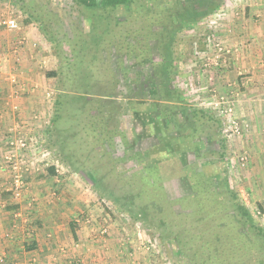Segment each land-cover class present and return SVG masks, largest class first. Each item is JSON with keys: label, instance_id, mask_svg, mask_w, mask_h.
<instances>
[{"label": "rangeland", "instance_id": "374dc122", "mask_svg": "<svg viewBox=\"0 0 264 264\" xmlns=\"http://www.w3.org/2000/svg\"><path fill=\"white\" fill-rule=\"evenodd\" d=\"M165 1L170 5L171 20L163 21V25H175L176 27V36L173 44L175 55L173 63L175 68H172L175 72L173 85H177L182 91L183 103L177 104L182 106V108H172L173 106L170 102L167 104L171 107L169 108L171 110L167 109L169 112L166 113L163 112L166 111V108H160L155 100L148 98L150 96L147 99H135V96L130 93L141 96V92L133 91L130 87L135 84L133 74L135 71H141L142 68L135 65L132 59L128 60V58L123 59L122 57L119 67L114 65L115 72H124L125 69H128V72L126 77H117L115 74L117 91L113 92V95L94 98L90 96L92 94L86 95L85 90H81L69 96L74 98L77 103H80L79 105L84 103L83 100L86 101L88 97H91L90 99H98L92 106L94 110L100 108L102 111H106V113L101 115L102 123H104L102 130L109 133V136L113 138V146L97 143L91 137L92 134L89 133L80 136L83 132L80 131V134L78 133L75 123L76 118L72 119L74 123L69 131L71 137L66 140L67 146L83 147V145L81 146V138L83 139L84 136L86 147H96L95 150L98 152L99 157L104 158L103 161L106 159L108 152H112L114 155L111 156L112 158H120L124 149H127L131 154L137 149L146 148V163L149 166L158 167L160 179L164 186V194L168 200L179 198L188 193L187 183H185L186 189L183 186V180L186 178L184 174L186 165H192L196 171L212 178L214 180L212 183L213 188L209 190H214L216 195H222L221 185L218 182L225 175L228 179L229 187L238 192L241 201L243 196L240 191L244 192L248 200L246 205L255 223L264 229V152L261 151L260 147H250L252 138L250 136V124L243 113L245 112L246 85L251 73H248L242 66L244 54L247 53L251 45L245 34L246 31L255 33L259 30L262 17L261 9H263L260 5L264 0H221L218 8L212 12L207 11L205 8L210 6L213 0H206V2L203 0L201 3H196V0ZM179 2L185 5L188 4V6L195 9L196 13H200L199 15L197 14L198 17L194 22H187L179 18L178 13L175 12L179 11L177 9ZM24 3L40 6L45 11V17L47 16V20L51 21L52 29L57 31V39L62 43L60 52L63 53L65 61L72 59L73 48L75 50L79 49L80 39L86 40L84 36L90 34L91 22L80 13V10L72 0H0V8L9 13L11 15L9 17L17 19L19 24H25V21H28L29 24L34 23L35 25L33 26L39 31L37 33H41V37L36 39L39 42L38 48L40 50L38 61L42 57L48 61V64L42 66V73L45 75L47 72L57 71L59 62L55 55L54 42L46 38L42 28H40L42 25L38 21L21 11ZM3 11L1 10L0 12ZM124 15L123 9L120 8L116 11L115 28L126 30V32L128 30L130 34H137L136 30L140 27L141 21H144L148 27L143 26V28H149L147 31H152L153 33L162 31L160 23L145 21V18L135 21L137 22L135 25H128L124 21ZM122 23H124V26ZM34 32L36 33V31ZM115 33L118 36L119 33ZM87 36L88 41L94 40L90 38L93 35ZM91 52L92 49L90 50ZM99 53V59L104 61L107 66H109V62L114 64V57L105 59L107 57L102 56L101 49ZM91 60H85L87 69L84 66L90 78L87 81L90 84L88 88L95 86L99 80L103 81L105 73L101 70L96 72ZM153 60L156 62L159 60L157 55L154 54ZM94 62L97 64V59ZM100 63L98 64L100 65ZM147 66L148 64L145 63L144 68H147ZM6 75L7 78L9 72ZM163 76V78H159L151 73L148 81L145 80L143 85L141 84L144 93L149 95L153 86L161 87L162 89V87L172 84L166 82L165 75ZM83 77L77 78L75 91L80 87L84 88L86 86V80ZM83 82L84 84H82ZM57 85V79L45 76V93H50L51 96L49 98L46 97L47 95L43 96L45 102L46 99L49 101L47 105H42L44 113L40 115V118H44V120L41 119L43 122L48 120L46 122L49 124V121L54 117L55 100L58 92ZM72 103L74 102L72 101ZM160 103L166 104L165 102ZM183 105L185 109H183ZM72 106L76 107L75 104ZM192 110H203L211 113L220 122V125L218 126L215 121L205 124L202 122L205 125L202 129L207 134L197 133L192 128V123L188 121L189 112ZM88 112L90 111L88 110ZM92 115L95 117V114ZM80 120H85V117L80 116ZM70 121V118L65 115L59 118L58 125L64 126ZM43 125L45 126L41 131L48 128L47 124ZM104 136L107 137L108 135ZM53 139H55L54 136H47L43 149L50 152L51 158L64 168L62 170L63 174L70 175L77 181L74 186L76 191H81L90 196L91 201L100 210L101 219L96 218L94 220L90 214L83 217V219H86L85 222L88 226L98 228V225L101 227L95 232L96 236L94 238H98V236L106 237V235H109L110 227L116 224L114 227L120 229L123 235L121 240L123 243L122 245L120 243V245L126 255V264H188L187 256L180 252L176 238L168 231H164L165 228L160 227L158 217L155 215L153 217L152 213L148 214L146 207H135L132 201L129 200L131 199L129 195H115L116 198L112 196L109 198L103 193L100 194L95 186L83 175L84 172L73 173L71 169L65 167L64 163H61L59 155L54 148L59 147V145L55 146L56 141H53ZM98 139H101L100 134ZM220 141H224L226 147V160L222 163L217 161V155L215 154L219 149L218 143ZM109 147L113 148L110 149ZM129 163L125 159L119 161V163H114L113 167L111 161L107 160L105 169L126 174L130 167ZM131 164L133 165V163ZM0 167L2 169V164H0ZM40 168L43 170L47 169L41 163ZM4 173L6 178H8L6 172ZM93 175L98 177V174ZM181 179L182 186L180 184ZM9 188L10 185L4 193H8L9 197L14 201L11 206H13L12 216L14 217L12 224L15 226L16 219H21L20 216H23L22 209L25 211L22 208L23 202L21 203L25 193L21 199L15 200L11 197ZM162 197L163 193L160 195L155 194L154 199L156 202H160L158 204L154 203L155 208L152 210L156 214H161V211L158 210L161 206L169 210ZM33 199L29 198L26 202L28 203L26 205L28 210L35 206L36 201ZM174 209L178 210V207L176 206ZM189 211L183 216L178 214L174 217L171 215L169 217L171 224L174 225V222H176L181 225V232L183 236L185 235L186 242L196 237V239L201 240L206 245L210 242L209 233L211 231L215 230L219 235L223 232V215L216 214V225L209 224V217L205 215L206 221L202 222V226H200L195 216L198 213L191 212L192 210L190 209ZM206 212L210 213L209 210ZM201 216L203 218V214ZM77 219L83 220L81 216H78ZM150 222L151 225L149 224ZM131 239L138 241L137 246L134 245V250L130 249L132 244L129 241ZM5 263L6 258L0 257V264Z\"/></svg>", "mask_w": 264, "mask_h": 264}, {"label": "trees", "instance_id": "16d2710c", "mask_svg": "<svg viewBox=\"0 0 264 264\" xmlns=\"http://www.w3.org/2000/svg\"><path fill=\"white\" fill-rule=\"evenodd\" d=\"M72 1L80 10V13L90 20L91 30L89 33L91 36L93 35V37L90 38L94 40L88 41L87 35L90 34L85 35L84 37L86 40L80 39L78 51L73 48L71 53L72 59L66 61L63 59V53L60 52L62 43L57 39V31L52 29L51 21L47 20V16L45 17V11L40 6L29 3H24L21 7L22 12L27 13L29 17L42 25L40 28H42V32L45 34L46 38L54 42L55 55L59 62L57 71L45 73L47 78L57 79L58 92L55 100L54 117L49 121L50 124L48 128L43 130L44 141L47 140V136H54L56 139H53V141H56L55 146L59 145V147L54 148L59 155L61 163H64L65 167L71 169L73 173L84 172L83 175L95 186L100 194L103 193L109 198H111V196L116 198L115 195H129V197H131L129 200L132 201L135 207H146V212L148 214L152 213L153 217L154 215L158 217L157 219L160 222V227L165 228L164 231H168L176 238L180 252L187 256L188 264H264V229L255 223L246 205L248 200L244 192L240 191L243 196V200L241 201L238 192L229 187L228 179L225 175L220 179L221 181L218 182V184L221 185L222 195H216L214 190H209L213 188L212 183L214 180L210 177H206L202 172L196 171L194 166L186 165L184 169L186 178L183 180V186L186 189L185 183H187L188 193L179 198L168 200L164 194V186L160 179L158 167L149 166L146 163V148L143 147L144 149L141 150L137 149L133 151V153L131 152V154L127 149H124L122 157L120 158H112L111 156H114L112 152L109 153L106 151L108 152L107 157L103 161L104 158L99 157L98 152L95 150L96 147H86L84 136L83 139L81 138V146L83 145V147L67 146L66 140L71 137L69 131L74 123L72 119L75 118L77 119L75 123L78 133L80 131L83 132L81 134L79 133L80 136L89 133L92 134L91 137H93L97 143H105L113 146V138L109 136V133L102 130L104 123H102L103 119L101 115L106 113V111H102L100 108L94 110L92 105L98 101V99L94 98H100V96L107 97L113 95V92L117 91L116 76H127L128 69H125L124 72L120 71L121 74L116 73L114 69V65L119 67L122 57L123 59H132L135 65L141 66L143 69H141V71H135L133 74L135 84L130 88H132L133 91L141 92L142 96L132 92L130 93L129 91L130 94L135 96V99H147V97L150 96L148 98L155 100L160 108H166V111H163L166 113L171 110L169 109L171 107H169L167 103L171 102L172 108L175 109H181L182 106L177 104L183 103L180 87L173 85L175 82V72L173 70L175 68L173 65L175 55L173 44L176 36V27L175 25H163V21L171 20V15L169 13L170 5L167 1ZM201 2H203V0H196V3ZM220 2L221 0H213V2L210 3L211 5L207 6L205 9L212 12L218 8ZM178 6L177 9L179 11L175 12H177L179 18L184 21L194 22L200 14L199 12L196 13L195 9L188 6V4L185 5L179 2ZM120 8L124 10V21L128 25H135L137 24L135 21L145 18V21L157 22V24L160 23L162 25V31L158 33L147 31L149 28H143V26H147L144 21H141L140 27L136 30V32H138L137 34H130L128 30L126 32V30L115 28L114 19H117L115 16L116 11ZM25 24H29V22L25 21ZM122 24L124 26V23ZM115 32L120 35L118 34L117 36ZM91 49L92 52L90 53ZM100 49L102 50V56L107 57L105 59L114 57V64L109 62V66H107L104 61L99 59L98 55H100ZM154 54L159 58L157 62L153 60ZM87 59H92L91 61L95 66L96 72L100 70L105 72L103 81H97L95 86L91 88H88L90 84H88L89 82L87 83V81L90 78L88 71L85 70V60ZM96 59L97 64L94 62ZM99 62H101L100 65L98 64ZM145 63L148 64L147 68H144ZM145 69H147L146 72ZM151 73L157 75L159 78H163V75H165L166 82L172 84L168 85L170 87H162V89L161 87L158 88L153 86L152 90H150L152 92L149 93V95L144 93L141 84L143 85L145 80L148 81V77ZM82 76H84L83 78L86 80V86H83L84 88L80 87L75 91L77 78H81ZM82 84H84V82ZM127 88L129 87L127 86ZM81 90H85L84 92L86 95L92 94L90 96L94 98L90 99L91 97H88L86 101L83 100L84 103L79 105L80 103H77L74 98L69 97L72 93ZM72 101L74 103H72ZM160 102H165L166 104ZM73 104H75L76 107H73ZM88 104L90 105L86 110ZM183 109H185L184 105ZM88 110L90 112H88ZM92 114H95V117H93ZM65 115L70 118L71 121L64 126H59V118ZM80 116L85 117V120L79 121ZM189 116L188 121L192 123V128H194L197 133L204 134L205 132L202 128L205 126V123L210 121H215L218 123V126L220 125V122L216 120L211 113L203 110H192L189 112ZM99 134L101 135V139H98ZM205 134H207V132ZM104 135H108V138ZM218 147L219 149L215 154L217 155V161L222 163L226 160V147L224 141H220ZM109 148L111 149L113 147ZM125 159L130 162V167L126 174H120L116 171L114 172V170L105 169L107 160L111 161L114 167V163H119V161ZM131 163H133V165ZM47 171L50 172V174L52 173V175H56L54 168H48ZM93 174H98V177ZM180 182L182 186V179ZM116 188L119 190H116ZM156 193L157 195L163 193L162 198L169 209L166 210L161 206V208L158 209L161 211V214H156L154 210H152L155 208V204L160 203L159 201L156 202L154 199ZM176 206L178 210L174 209ZM189 209L192 210L191 212L198 213L195 216L200 226H202V222L206 221L205 215L209 217V224L212 225H216V214L223 215V232L219 235L217 231H211L209 233L210 242L206 245L201 240L196 239V237L186 242L185 235L183 236L181 232V225L176 222H174V225L171 224L169 217L170 215L174 217L178 214H182L183 216ZM208 210L210 213L206 212ZM202 214L203 218L201 216ZM149 224L151 225V222Z\"/></svg>", "mask_w": 264, "mask_h": 264}, {"label": "crops", "instance_id": "0c3cea01", "mask_svg": "<svg viewBox=\"0 0 264 264\" xmlns=\"http://www.w3.org/2000/svg\"><path fill=\"white\" fill-rule=\"evenodd\" d=\"M260 7L263 9L259 30L255 33L246 31L245 34L251 45L244 54L242 66L251 75L246 85L243 114L250 124V147H260L264 152L263 1ZM4 12H0V19L11 16ZM16 21L19 26L14 32L0 26V152L3 150L4 137L11 127L19 125L30 134V130H36L40 124L41 130L43 126L32 119V115L40 117L44 113L43 106L49 101L43 99L47 93L44 88L45 75L41 71L48 61L43 57V61H38L40 50L36 39L41 37V33H37L34 23L19 24ZM18 42L23 44L19 47L20 63L15 64L12 48ZM33 44L37 46L33 47ZM8 72L18 76L20 84L28 91L26 94L18 98L10 96L15 87L12 88L7 81ZM14 104L19 108L16 113L10 111V106ZM25 181L26 192L21 201L25 211L22 209L23 216L16 219L13 226L11 205L14 201L8 193H4L10 184L0 167V257L6 258L5 264H126V255L121 246L123 235L120 229L114 227L116 224L110 227L106 237L94 238L95 232L101 227L88 226L83 217L90 214L94 220L101 219L100 210L90 196L76 191L74 186L77 181L73 177L67 174L52 175L47 169L36 165L26 174ZM29 198L36 201L30 210L26 208ZM78 216L83 220L77 219ZM129 242L132 244L130 249L134 250L138 241L131 239Z\"/></svg>", "mask_w": 264, "mask_h": 264}, {"label": "built area", "instance_id": "2783aa9c", "mask_svg": "<svg viewBox=\"0 0 264 264\" xmlns=\"http://www.w3.org/2000/svg\"><path fill=\"white\" fill-rule=\"evenodd\" d=\"M0 26L6 31L14 32L18 29L19 25L15 18L2 17L0 19ZM22 42L15 43L16 45L12 48L15 64L20 63L19 47L22 46ZM36 46L37 44H33V47ZM7 81L11 84L12 88L15 87L14 91L10 94L11 97L18 98L28 92L25 90V86L20 84L21 82L15 73H9ZM50 96L51 94L47 93L46 97L49 98ZM10 111L13 113L18 112L19 108L17 104L10 106ZM32 119L41 123L43 127L45 126L43 124H47V126L49 124L47 123L48 120L43 122L44 118L38 117L37 114H33ZM43 147L44 135L43 131L40 130V124L36 130L34 128L30 130V134L19 125L11 127L8 133H6L3 150L0 152V164H2L3 171L8 175L10 182L9 192L13 199L19 200L23 197L26 187V174L36 165H40L41 163L47 169L54 168L56 174H63L62 170L64 168L57 161H54L51 158L50 152L43 149Z\"/></svg>", "mask_w": 264, "mask_h": 264}]
</instances>
